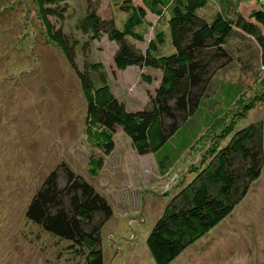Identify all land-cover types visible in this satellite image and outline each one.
<instances>
[{
    "label": "rangeland",
    "instance_id": "374dc122",
    "mask_svg": "<svg viewBox=\"0 0 264 264\" xmlns=\"http://www.w3.org/2000/svg\"><path fill=\"white\" fill-rule=\"evenodd\" d=\"M93 1L98 2L102 18L121 20L117 0ZM70 5L71 19L86 15L85 0H71ZM40 10L38 0H0V264H82L71 260L64 249L68 244H60L26 216L46 178L63 164L92 183L113 207V216L101 232L104 264H156L147 245L152 228L174 196L208 164L218 144H226L236 130L257 122L263 124L264 139L262 50L250 36L239 33L231 38L232 60L214 75L205 113L221 111L223 85H236L240 94L211 129L204 130L209 115L202 117L201 112L199 121L174 137L167 154L176 160L167 174L161 175L155 156L137 154L119 127L115 152L104 156L103 169L92 176L88 171L92 150L85 136L87 98ZM258 11L264 13V0H209L199 14L212 21L218 13H237L257 24ZM148 19L157 22L152 15ZM66 23L71 29L72 21ZM260 28L264 36V26ZM153 37L150 28L146 43L136 45L145 51ZM117 49L104 37L94 43L92 60L106 69L112 90L128 111L149 108L161 72L136 66L118 71ZM199 134L195 148L186 154L185 147ZM171 264H264V162L258 180L234 211Z\"/></svg>",
    "mask_w": 264,
    "mask_h": 264
},
{
    "label": "trees",
    "instance_id": "16d2710c",
    "mask_svg": "<svg viewBox=\"0 0 264 264\" xmlns=\"http://www.w3.org/2000/svg\"><path fill=\"white\" fill-rule=\"evenodd\" d=\"M70 1L38 0V5L87 98L85 136L92 150L88 161L92 176L103 169L104 156L115 152L119 127L137 154L155 156L161 175L167 174L176 160L167 154L175 144L174 137L199 121L201 112L202 117L209 115L204 104L214 75L232 60L228 51L231 38L239 33L254 38L264 61L263 11L254 15L257 24L237 13H218L208 21L199 12L208 8L209 0H141L137 5L115 0L122 14L121 20H116L102 18L98 2L85 0L86 15L71 19ZM149 15L157 19L155 24ZM67 20L72 21L71 29L66 28ZM150 28L154 37L143 51L136 44L146 43ZM104 37L118 46L114 56L118 71L136 66L161 72L149 108L128 111L112 90L106 69L92 60L94 43ZM231 86L223 85L220 95L221 111L228 108L226 113L209 115L204 130L217 125L231 110L240 94L236 85ZM233 87L234 91L229 89ZM200 134L185 147L186 154L195 148ZM263 141V124L257 122L236 130L226 144H218L208 164L174 196L152 228L147 245L156 264H171L234 211L259 178ZM113 213L111 203L92 183L63 164L46 178L26 216L57 242L68 244L64 249L71 260L104 264L101 232Z\"/></svg>",
    "mask_w": 264,
    "mask_h": 264
},
{
    "label": "bare ground",
    "instance_id": "6f19581e",
    "mask_svg": "<svg viewBox=\"0 0 264 264\" xmlns=\"http://www.w3.org/2000/svg\"><path fill=\"white\" fill-rule=\"evenodd\" d=\"M173 180H174V179H173ZM173 180H172V181H173ZM177 182H178V180H177Z\"/></svg>",
    "mask_w": 264,
    "mask_h": 264
}]
</instances>
